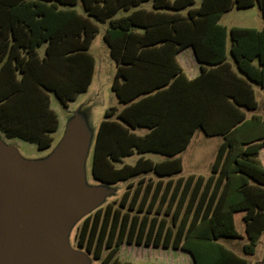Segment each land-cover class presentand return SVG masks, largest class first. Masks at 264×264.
<instances>
[{
    "label": "trees",
    "instance_id": "1",
    "mask_svg": "<svg viewBox=\"0 0 264 264\" xmlns=\"http://www.w3.org/2000/svg\"><path fill=\"white\" fill-rule=\"evenodd\" d=\"M148 1L152 10L115 17ZM196 1L0 0V130L7 138L33 142L39 149L51 146L59 120L49 92L67 108L88 90L95 71L89 49L98 23L105 22L104 41L117 64L112 90L127 105L105 111L93 153L94 178L116 183L150 171L175 175L182 170L175 156L197 129L224 136L208 178H141L132 191L130 183L118 201L84 219L77 243L101 264H129L118 257L123 242L182 248L194 264H249L219 240L246 237L244 249L253 253L264 233V167L258 160L264 119L247 118L245 112L259 106L253 84L264 88V24L229 29L231 62L228 28L220 23L233 8L256 4L264 20V0H201L194 6ZM79 2L84 13L76 9ZM187 46L199 62L212 65H202L193 79L175 60ZM149 54L154 64L138 65ZM138 126L150 131L137 135L132 129ZM136 151L167 159L140 157L134 165H115ZM165 201L166 214L175 207L171 226L158 218Z\"/></svg>",
    "mask_w": 264,
    "mask_h": 264
},
{
    "label": "rangeland",
    "instance_id": "2",
    "mask_svg": "<svg viewBox=\"0 0 264 264\" xmlns=\"http://www.w3.org/2000/svg\"><path fill=\"white\" fill-rule=\"evenodd\" d=\"M76 9L83 13L81 2L76 5ZM124 14L125 12L121 11L117 16L119 17ZM220 23L227 26L228 30L233 26L261 29L264 20L261 10L256 4L248 8H233L222 16ZM98 27V33L90 49L95 59V73L89 89L80 94L75 101L70 102L67 108L59 103L55 97H52L53 107L59 113L61 125L51 146L49 148L39 149L33 142L20 138H7L0 131V142H4L12 147L20 160L27 165H45L57 155L66 138L73 135L80 139L82 144V158L76 191L77 193L94 192L99 195L95 203L68 224L65 232L67 245L75 249L83 257L81 264H101V259L95 258L85 248L77 246V236L84 219L89 215H93L97 209L105 208L114 199L117 198L115 201H118L124 189L128 187L125 181H120L115 184L104 183L94 178L92 173L93 153L98 127L104 119L105 111L111 106H119L118 100L112 91L115 64L109 55L107 45L103 38L108 24L98 23ZM258 95L261 97L260 94ZM259 99L261 107L258 113H262L264 116V101L261 98ZM220 139L219 137H206L201 132H198L186 155L187 160L184 174L190 172L204 175L212 174V166L209 163L215 157L217 144ZM138 182V179L133 180L131 183L133 185L131 191ZM159 200L157 201L156 207L160 204ZM167 208L168 201H165L161 205V213L158 215V218H165L167 226H171L172 210L175 207H172V210L170 209L171 211L169 210V214H166ZM123 210L126 211L127 208H123ZM135 212L136 210L132 213ZM142 215L143 213L141 212L140 216ZM154 215L155 212L152 211L148 216L151 218ZM237 228L241 230L239 224ZM219 242L229 246L241 256L246 257L249 264H262L264 261V233L260 237L253 253L244 249V246L249 243V239L246 237H238L237 239L223 238ZM105 252L106 250H104V254ZM118 257L122 262L126 261L129 264H191L189 256L184 251L145 248L126 242L121 244Z\"/></svg>",
    "mask_w": 264,
    "mask_h": 264
},
{
    "label": "water",
    "instance_id": "3",
    "mask_svg": "<svg viewBox=\"0 0 264 264\" xmlns=\"http://www.w3.org/2000/svg\"><path fill=\"white\" fill-rule=\"evenodd\" d=\"M81 158V141L73 135L45 165L23 163L0 142V264L82 263L65 232L99 195L76 191Z\"/></svg>",
    "mask_w": 264,
    "mask_h": 264
},
{
    "label": "crops",
    "instance_id": "4",
    "mask_svg": "<svg viewBox=\"0 0 264 264\" xmlns=\"http://www.w3.org/2000/svg\"><path fill=\"white\" fill-rule=\"evenodd\" d=\"M201 0H197L195 5L194 6H198L200 4ZM140 8H144L146 10H152L153 8V4H152V1H148V2H144L142 4H140L139 6L137 7H134L133 9L129 10V11H125V10H120L119 12L123 11L125 12L124 15L130 13L131 11L135 10V9H140ZM187 9H184L182 10L181 12L182 13H186ZM231 11V10H230ZM119 12L116 14L115 17H118L117 15L119 14ZM84 13V11H83ZM227 13V12H226ZM225 14V13H224ZM223 14V15H224ZM222 15V16H223ZM123 16V15H121ZM120 17V16H119ZM222 18V17H221ZM221 20V19H220ZM108 24V27H109V23L108 22H105ZM264 24V23H263ZM107 27V28H108ZM227 27V26H226ZM263 27V26H262ZM106 28V30H107ZM228 28V27H227ZM251 28V27H250ZM105 30V31H106ZM105 33V32H104ZM103 38H104V34H103ZM93 42V41H92ZM106 43V42H105ZM92 45V43H91ZM91 45H90V49H91ZM107 45V44H106ZM230 47H231V37H230V32L228 30V37H227V55H228V60L232 62V55H231V52H230ZM44 48H45V45H43L41 48H40V52L43 53L44 51ZM107 48H108V52H109V55L111 57V59L114 61V64H115V72H114V76H115V73H116V70H117V64L115 62V60L112 58L111 54H110V50H109V47L107 45ZM89 49V51H90ZM91 53V52H90ZM93 56V55H92ZM94 57V56H93ZM175 60L176 62L178 63V65L182 68V71L184 72V75L186 76V78L188 79H193L195 77H197L201 72V66L204 65L206 66L207 68H210V66L212 65H209L208 63H201L198 61L197 57H196V54H195V51H194V48L192 46H187L185 48H183L182 50H180L178 53L175 54ZM95 61V59H94ZM156 61L155 57L152 55V54H149L147 59L145 60H142L138 65L142 66V65H153L154 62ZM95 73V71H94ZM94 78V76H93ZM114 79V77H113ZM93 81V80H92ZM113 82V81H112ZM92 84V83H91ZM90 84V85H91ZM90 87V86H89ZM253 88H254V91H255V95H256V98L259 102V106L256 110H248L246 109L245 112H246V115H247V118H250L253 114H258L260 115L263 119H264V116L262 113H258V110L259 108L261 107V102H260V99L262 101H264V88L259 86V85H256V84H253ZM89 89V88H88ZM259 90V91H258ZM113 91V90H112ZM86 92V91H85ZM84 93V92H83ZM113 93L115 94V92L113 91ZM82 94V93H80ZM79 94V95H80ZM261 97H259V95ZM49 95H50V106L51 108L57 113V116H58V120H59V126H58V129L52 133V136H53V139L56 135V133H58L59 129H60V125H61V122H60V117H59V113L57 111V109H55L53 107V103H52V97H55V99H57L60 102V100L56 97V95L53 93V92H49ZM78 95V96H79ZM77 96V97H78ZM117 100H118V103H119V106H111V107H116L117 108V111H120L122 108H124L127 104L125 103H122L120 102L119 98L117 97V95L115 94ZM76 97V99H77ZM75 99V100H76ZM73 100V101H75ZM71 101V102H73ZM70 103V102H69ZM62 104V103H61ZM63 105V104H62ZM109 107V108H111ZM108 108V109H109ZM107 109V110H108ZM110 119H116V116H112ZM1 131V130H0ZM132 131L137 134V135H145L146 133H148L150 131V128L148 127H144V126H138V127H135L132 129ZM198 132H201L203 135H205L206 137H219L221 138L219 143L217 144V150L215 152V157L213 159V161L210 160V166L213 165L214 161H215V158H216V155H217V152H218V148L220 146V144L224 141V136L223 135H213V136H208L206 135L201 129H197L194 133V135L192 136L188 146L186 147V149H184L183 151H181L180 153H178L175 157H180L181 158V161H182V170L181 172L175 174V175H157L155 174L154 172H147V173H143L141 175H138V176H135V177H132L128 180H124L126 182V186H128V184L132 183L134 179H138V181L141 179V178H146V180H153V181H158L159 179L161 180H164V182H167L169 179H177L179 177H188L189 175L191 174H195L197 176L199 175H202L204 177H208L209 175H204V174H200V173H196V172H190V173H187V174H184V171H185V163H186V160H187V153L190 149V146H191V143L192 141L194 140V137L195 135L198 133ZM1 133L4 135V133L1 131ZM5 136V135H4ZM6 137V136H5ZM140 157H143V158H149L151 159L152 161L154 162H162L164 160L167 159V156L163 155V154H160V153H155V152H146V153H138L137 151L132 154V155H129V156H126V157H123L120 161H117L115 162V165L117 167H120L122 166L123 164H130V165H134L137 160L140 158ZM258 160L259 162L264 166V147H262L259 151V154H258ZM120 182V181H118ZM117 183V182H116ZM110 184H115V183H110ZM126 189H124L125 191ZM124 191L122 192V194L124 193ZM163 190L160 192V195L162 194ZM121 194V196H122ZM121 198V197H119ZM117 199V198H116ZM114 199V201L116 200ZM111 203V202H110ZM223 239V238H222ZM222 239H220L219 241H221ZM225 239H237V238H225ZM135 245H138L139 247H145V248H155V249H174V250H181V251H184L185 253H187V255L189 256V259L191 261V264H194V259L192 257V255L182 249V248H173L171 246L169 247H164V246H155V245H144V244H136V243H133ZM226 246V245H225ZM228 248H230L229 246H226ZM231 250H233L232 248H230ZM235 253H237L235 250H233ZM238 255H240L239 253H237ZM241 256V255H240ZM243 257V256H242ZM246 258V257H244ZM247 259V258H246ZM248 260V259H247Z\"/></svg>",
    "mask_w": 264,
    "mask_h": 264
},
{
    "label": "flooded vegetation",
    "instance_id": "5",
    "mask_svg": "<svg viewBox=\"0 0 264 264\" xmlns=\"http://www.w3.org/2000/svg\"><path fill=\"white\" fill-rule=\"evenodd\" d=\"M140 244H144V245H147V244H145V243H140ZM77 246H79V245H78V243H77ZM83 248H85V247H83ZM92 255H93V254H92Z\"/></svg>",
    "mask_w": 264,
    "mask_h": 264
}]
</instances>
